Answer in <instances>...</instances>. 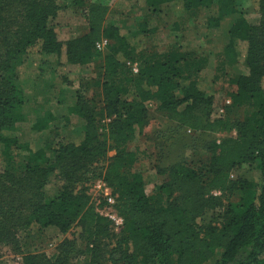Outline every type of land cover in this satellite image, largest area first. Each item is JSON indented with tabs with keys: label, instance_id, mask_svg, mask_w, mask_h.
<instances>
[{
	"label": "trees",
	"instance_id": "obj_1",
	"mask_svg": "<svg viewBox=\"0 0 264 264\" xmlns=\"http://www.w3.org/2000/svg\"><path fill=\"white\" fill-rule=\"evenodd\" d=\"M142 1L145 14L137 30L126 34L105 23L109 9L104 0L78 1L86 11V32L60 40L51 25L62 9L59 0H0V132L20 120L22 93L8 78L19 55L36 50L79 67L99 60L97 67L104 77L124 81L123 88L99 86L103 102L98 114L109 120L108 144L101 140L93 108L78 102L74 113L83 126L77 137L51 145L50 163L38 152L34 156L40 165L26 167L20 176L9 170L0 173V237L30 223L66 233L77 222L87 236L84 264H99L96 261L104 252L100 239L107 238L110 222L89 208L88 197L76 192L74 185L89 166L114 150L102 179L115 196L123 226L116 246L108 252L110 264H207L214 258L215 264H264V0H256L257 25L247 24L242 17L233 22L218 61L219 71L233 68L240 59L246 69L230 79L234 90L228 95V106L242 112V118L234 122L210 117L211 98L199 85L207 64L204 55L185 52L180 46L147 54L144 40L157 31L156 20L164 6L170 12L190 14L215 8V16L205 19L206 30L212 33L223 19L237 13L235 0ZM102 39L107 46L97 52L95 44ZM128 63L137 64L136 74ZM149 104L156 105L177 132L235 135L219 142H197L201 144L196 148L209 154L208 162L180 163L162 170L168 181L149 194L143 175L134 170L135 152L126 151L148 121ZM2 142L0 156L11 161L9 150L16 140L4 138ZM251 164L258 170L253 181L229 180L232 170ZM51 175L60 187L47 201L42 192ZM213 191L235 194L237 199L227 205L219 225L199 231L196 218L222 205L220 198L210 194ZM67 246L50 259L24 256L22 264H70L73 248Z\"/></svg>",
	"mask_w": 264,
	"mask_h": 264
},
{
	"label": "rangeland",
	"instance_id": "obj_2",
	"mask_svg": "<svg viewBox=\"0 0 264 264\" xmlns=\"http://www.w3.org/2000/svg\"><path fill=\"white\" fill-rule=\"evenodd\" d=\"M78 1L90 0H59L62 9L51 25L60 40L76 38L86 30V11L77 4ZM104 3L109 9L105 22L107 25L117 27L122 34L137 30L139 18L145 14L142 0H104ZM235 8L237 13L223 19L219 30L208 33L205 19L215 16V8L201 9L186 16L179 10L170 12L163 7L156 20L157 31L144 40L147 54L163 53L170 47L180 46L185 52L192 51L204 55L207 64L199 76V85L205 95L211 98L210 117L228 118L232 122L240 120L242 112L228 106V95L234 90L230 79L232 76L246 73V69L240 59L233 68L224 67L219 71L218 61L228 41V30L236 19L242 17L249 25H257L259 22L256 0H235ZM98 64L99 60L95 65L69 66L53 56L39 54L36 50L14 59L8 78L22 93V103L18 109L20 120L10 130L0 132V152L4 150V138L16 140L9 150L12 154L11 161L0 156V173L9 170L20 176L26 167L40 165L41 161L34 156L38 152L50 163L53 158L51 145L77 137L83 126V120L74 113L75 104L78 102H87L93 108L100 127L101 140L108 144L106 125L109 120H104L98 114L103 102L99 86L106 83L123 88L124 81L121 78L104 77L97 67ZM147 109L148 121L138 130L135 140L126 145V151L135 152L134 170L143 175L149 194L168 181L167 173L162 170H168L180 163L208 162L209 154L196 148L201 144L197 142H219L222 138L235 135L232 132L229 135L197 136L177 132L172 127L174 124L156 105L149 104ZM115 154L114 150H108L103 159L89 166L87 171L78 176L74 185L76 192L86 194L89 208L105 219V223L106 220L109 221L107 214L119 216L115 209V196L110 189L106 190L108 187L102 179L108 162ZM257 175L256 164L243 165L229 173V180L253 181ZM59 187L60 182L56 176H49L42 192L45 199H53ZM210 194L220 198L222 205L207 210L201 217L196 218L199 231L209 225H219L227 205L237 199L235 194L218 191ZM5 222L9 223L8 219ZM106 225L107 238L100 239L104 252L96 261L99 264H110L108 252L116 246L122 229H117L111 223ZM8 227L9 225L6 229L11 231ZM86 239L83 226L77 222L66 233H61L53 227L41 228L30 223L24 228L2 234L0 264H22L23 257L28 255L50 259L59 254L61 249L63 252L67 245L73 248L72 253L68 252L70 264H84ZM215 261L216 258L207 264H215Z\"/></svg>",
	"mask_w": 264,
	"mask_h": 264
},
{
	"label": "built area",
	"instance_id": "obj_3",
	"mask_svg": "<svg viewBox=\"0 0 264 264\" xmlns=\"http://www.w3.org/2000/svg\"><path fill=\"white\" fill-rule=\"evenodd\" d=\"M106 46H107V40L102 39V40H100L99 42H97L95 44V50L97 52H103ZM127 66L130 68V70H131V72L133 74H136L137 73V71H138L137 64H130V63H128ZM227 103H228V101H227ZM106 190H109V188H107ZM112 202H111V204H112ZM106 217L108 218V220L110 221L111 224H114L115 225V227L117 229L122 228V226H123V220H122L121 217H119L117 215H114V214L113 215L112 214H110V215L107 214Z\"/></svg>",
	"mask_w": 264,
	"mask_h": 264
},
{
	"label": "crops",
	"instance_id": "obj_4",
	"mask_svg": "<svg viewBox=\"0 0 264 264\" xmlns=\"http://www.w3.org/2000/svg\"><path fill=\"white\" fill-rule=\"evenodd\" d=\"M164 7H166V6H164ZM163 8V7H162ZM165 9V8H164ZM182 14H185L186 16H189L190 15V13H188V12H181ZM85 32H86V30H85ZM85 32H83L82 33V35H84L85 34Z\"/></svg>",
	"mask_w": 264,
	"mask_h": 264
}]
</instances>
